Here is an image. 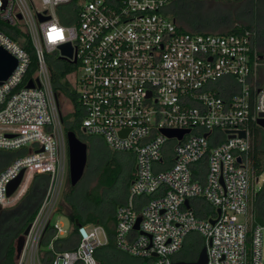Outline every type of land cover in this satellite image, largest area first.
<instances>
[{
	"label": "built area",
	"instance_id": "built-area-1",
	"mask_svg": "<svg viewBox=\"0 0 264 264\" xmlns=\"http://www.w3.org/2000/svg\"><path fill=\"white\" fill-rule=\"evenodd\" d=\"M174 2L0 0V45L18 60L0 84V149L25 151L0 172V206L24 196L36 175H49L16 264H100L98 249L109 243L101 224L67 230L54 221L69 170L63 113L74 109L54 88L50 57L73 67L66 80L77 95L78 131L134 156L128 197L115 214L119 250L149 264L194 262L177 255L197 232L207 264H264V224L251 211L252 125L264 113L257 32L183 30L170 14ZM10 28L31 42L38 62L31 78L32 55ZM66 44L71 56L62 53ZM187 129L182 138L163 131ZM196 198L205 203L202 216ZM74 230L77 246L59 249Z\"/></svg>",
	"mask_w": 264,
	"mask_h": 264
},
{
	"label": "trees",
	"instance_id": "trees-1",
	"mask_svg": "<svg viewBox=\"0 0 264 264\" xmlns=\"http://www.w3.org/2000/svg\"><path fill=\"white\" fill-rule=\"evenodd\" d=\"M212 9L206 10L203 8L204 0H175L170 9V14L175 18L180 28L183 30H190L195 32H226V31H240L244 29H254L257 32L256 46L259 49L260 46L264 48V9L261 10V2L264 0H256L255 2L249 0H216ZM237 3L241 12L244 11L238 20L237 26H234L238 21L230 18L226 12L219 7L220 3ZM248 5L246 9L245 6ZM8 33L26 48L32 55V62L29 68L27 78H31L38 67L37 57L33 54V48L29 39L13 29H7ZM260 53L261 66L264 64V55ZM263 59H261L262 57ZM51 71L54 88L58 94L65 95L66 107L71 105L73 107L71 111H67L64 115L66 131L73 130L78 133L79 128V104L75 90L70 86L66 80V74L72 71L73 67L63 65V63L55 57H50ZM261 69V67H260ZM261 74H259L260 76ZM264 76V74H263ZM261 81V80H260ZM264 85V80L261 81ZM222 95L229 97L231 95L230 90H227V86L223 85L221 90ZM80 137V135H78ZM84 140L82 137H80ZM103 139V138H101ZM99 140V139H98ZM252 147L250 150V167L252 172L257 176L264 171V128L257 123L252 125ZM102 145L98 151V157L93 161L91 155L88 154V163L85 170L86 175L89 171H92L98 179V184L107 188H112L113 192L109 196V206L106 207V211L100 210L101 214L89 213L86 218L76 210L73 209L68 215L76 227L77 223H96L103 225L109 234V243L100 247L98 259L100 264H115L118 259L119 250L115 245L114 238V225L116 222L115 214L117 207L126 202L128 197L124 193H121L119 180L122 176L117 173V158L114 157L106 148L105 141L99 140ZM25 151H9L0 149V172L6 169L13 159L18 154H23ZM135 169H132V175L134 177ZM84 177V176H83ZM131 178L130 182L132 181ZM49 183L48 174H38L35 176L30 187L21 200L13 207L3 208L0 206V264H16V249L15 243L17 238L24 232L26 227L33 222L37 211L41 205V202L46 193ZM74 190V187L71 186ZM129 190V188H128ZM87 197L94 199L90 192H86ZM99 202V198L94 200ZM119 201H124L119 203ZM196 202V213L199 216L203 215L202 207H204V201L202 198L194 199ZM99 205V203L97 204ZM99 210V209H98ZM97 210V211H98ZM108 211V212H107ZM251 211L254 217L255 224H264V185L259 191L254 192L251 201ZM114 212L115 214H113ZM75 231L68 237L62 239V243L58 246L59 249H73L77 246V240ZM188 241H192V247L190 253L195 259L198 257L199 252L205 246L204 237L197 233L192 232L186 239L184 248L189 247ZM183 248V249H184ZM101 250V252H100Z\"/></svg>",
	"mask_w": 264,
	"mask_h": 264
},
{
	"label": "rangeland",
	"instance_id": "rangeland-1",
	"mask_svg": "<svg viewBox=\"0 0 264 264\" xmlns=\"http://www.w3.org/2000/svg\"><path fill=\"white\" fill-rule=\"evenodd\" d=\"M205 2L202 4L203 8L206 10L212 9L213 5L217 2L216 0H204ZM255 2L256 0H249ZM220 8L224 12L227 13V15L231 16L235 21H238L237 23L234 24V26H237L238 23H241L238 17H241L240 15H243L244 11L241 12V8H239V4L237 3H220L218 4ZM248 5L245 6L244 9H246ZM261 10L262 8L264 9V2H261ZM244 17H241V19ZM259 50L261 51V54L264 55V48L262 46L259 47ZM260 80H264V64H262L261 69H260ZM64 108V107H63ZM69 109V108H68ZM64 115L67 114V109L64 108ZM82 137L87 144H88V154L91 155L93 161L97 159L98 157V151L100 146L102 145V141L100 142L99 140L102 137H96V136H90L88 134H84L82 131H78L77 133ZM99 139V140H98ZM104 141V140H103ZM106 144V143H105ZM106 148L108 151L117 158V173H120L118 176H122L121 179L119 180L120 189L121 193H124L127 196L128 188L131 184L130 180L133 177L132 169L135 168V161H134V156L130 153L126 152H120V151H115L112 150L108 147L106 144ZM16 158V157H15ZM257 176L254 174V178L252 179V190L254 192L259 191L261 187L264 185V171L259 177V181L257 182ZM90 192L94 197V199H90L87 197L86 192ZM113 192L112 188H107L102 185L98 184V179L97 176L92 172L89 171L82 180L74 186V190L71 188V183H70V178H69V170L65 176V181L63 185V190L61 193V199L60 203L58 205V212L55 214V219L54 221H58L60 224L64 226L65 229L70 230L72 227H74L70 216L68 215L71 213L73 209H76L83 218H86V216L89 213H100V210L106 211V207L109 206V196ZM23 197V196H22ZM21 197V198H22ZM18 198V197H17ZM20 199H15L13 200L9 205L4 206L3 208H9L15 206L20 200ZM99 198V205L98 203L95 202V199ZM124 201H119V203H122ZM102 207V208H101ZM99 209V210H98ZM98 210V211H97ZM108 212V211H107ZM115 214L114 212H112ZM88 228H91V223H86L85 224ZM192 241H188V246L184 249L181 250V252L177 255L178 258H186V259H191L194 258L192 254L190 253V248L192 247ZM101 252V250H100ZM119 256L118 259L116 260L115 264H149V260L143 257H138L131 255L127 252L119 251L118 252Z\"/></svg>",
	"mask_w": 264,
	"mask_h": 264
},
{
	"label": "water",
	"instance_id": "water-1",
	"mask_svg": "<svg viewBox=\"0 0 264 264\" xmlns=\"http://www.w3.org/2000/svg\"><path fill=\"white\" fill-rule=\"evenodd\" d=\"M62 53L72 55V48L70 44H66L62 46ZM62 57V56H61ZM262 57V56H261ZM263 59V57L261 58ZM18 60L17 58L7 51L3 46L0 45V84H3L13 73L15 68L17 67ZM36 84L33 80H30L27 84V87H34ZM257 124L264 128V113L260 114V117L257 120ZM169 137L178 136L182 138L184 133L189 132L190 130H163ZM229 133V137H235L233 131L227 130ZM240 136L244 137L246 135L245 131L238 132ZM68 145H69V178L71 186H76L83 178L85 174V170L88 163V144L83 141L78 134L69 130L67 132ZM241 161V157L238 158ZM24 175V170L20 172V174L13 179L8 186V196H12L14 192L19 187L22 178ZM259 179H257V182ZM186 205L189 206V201L186 202ZM220 212V210H218ZM141 218L138 219L135 229H139ZM216 220H211L212 223H215ZM80 225V223H77ZM31 228V223L26 227L24 232L17 238L15 243L16 249V259L20 257L22 249L24 247L26 241V235L29 233ZM207 247L204 246L199 252L198 259L194 262H177L176 264H207Z\"/></svg>",
	"mask_w": 264,
	"mask_h": 264
},
{
	"label": "crops",
	"instance_id": "crops-1",
	"mask_svg": "<svg viewBox=\"0 0 264 264\" xmlns=\"http://www.w3.org/2000/svg\"><path fill=\"white\" fill-rule=\"evenodd\" d=\"M99 249H100V248H99ZM99 249H98L97 255L99 254Z\"/></svg>",
	"mask_w": 264,
	"mask_h": 264
},
{
	"label": "flooded vegetation",
	"instance_id": "flooded-vegetation-1",
	"mask_svg": "<svg viewBox=\"0 0 264 264\" xmlns=\"http://www.w3.org/2000/svg\"><path fill=\"white\" fill-rule=\"evenodd\" d=\"M84 133V130L82 131ZM85 134V133H84Z\"/></svg>",
	"mask_w": 264,
	"mask_h": 264
}]
</instances>
